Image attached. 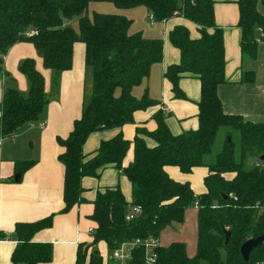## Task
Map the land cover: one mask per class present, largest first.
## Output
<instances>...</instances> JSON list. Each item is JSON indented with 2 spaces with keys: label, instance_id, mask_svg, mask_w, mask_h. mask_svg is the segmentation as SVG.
I'll return each mask as SVG.
<instances>
[{
  "label": "trees",
  "instance_id": "trees-1",
  "mask_svg": "<svg viewBox=\"0 0 264 264\" xmlns=\"http://www.w3.org/2000/svg\"><path fill=\"white\" fill-rule=\"evenodd\" d=\"M91 3H109L117 10L144 8L156 23L182 18L194 25L199 35L198 39H191L182 26L168 33L169 43L179 52V63L164 73L177 100L186 99L179 88L183 77L199 81L197 129L174 136L158 114L153 133L136 129L133 160L126 168H122V163L131 144L121 134L101 142L88 157L83 155V145L92 133L133 124L135 112L157 105L146 92L136 99L132 91L149 77L153 65L162 62L163 41L147 39L139 32L131 34L132 22L120 14L94 13L89 18L87 9ZM235 3L241 61H254L259 42H264V16L258 10L264 7V0ZM214 5L213 0H0V71L8 50L28 43L57 82L63 72L71 70L73 45L81 43L85 47L81 116L73 122L66 139H57L63 149L57 159L64 169L60 214L83 203L81 180L99 178L108 166L119 170L131 185L130 204L117 188L96 194L90 216L95 224L92 242L78 245L75 264H103L95 249L100 242L105 243L110 255L108 264H119L111 259L112 253L136 241L141 244L128 248L129 257L124 264H146L144 244L156 242L164 230L182 225L185 213L194 208L195 256L187 257L183 243L156 246L154 264H264V242L252 249L247 262L240 255L246 241L264 236V124L248 122L222 110L217 89L226 83L225 56L223 30L215 24ZM74 19L76 30L68 25ZM18 69L29 82V92L27 97L15 89L4 92L0 101L3 140H12L25 125L37 124L48 104L44 79L33 60H24ZM253 80V73L242 74L241 83ZM220 129L238 134V152L230 131L226 132L214 162L206 163ZM142 135L150 137L155 147L147 148ZM33 165L34 162L15 163L18 182ZM169 167L185 175L205 168L204 192L195 197L189 183L180 184L168 177ZM130 206L140 207L141 212L126 221ZM52 222L53 216H49L15 225L17 246L11 254V264L51 261V246L34 243L32 238L49 229Z\"/></svg>",
  "mask_w": 264,
  "mask_h": 264
},
{
  "label": "crops",
  "instance_id": "crops-1",
  "mask_svg": "<svg viewBox=\"0 0 264 264\" xmlns=\"http://www.w3.org/2000/svg\"><path fill=\"white\" fill-rule=\"evenodd\" d=\"M213 1L215 24L223 30L226 83L217 89L222 110L227 115L264 124V42H259L257 46L256 60L241 61L236 0ZM114 9L116 14L132 22L129 30L131 34L135 33L133 30L135 18L142 14L148 15L144 8ZM258 10L264 16V7L260 6ZM74 23L77 26V20ZM162 24L166 37L163 40V60L153 65L149 77L132 91L136 99H140L146 92L148 98L157 105L145 111L135 112L133 124L89 135L83 145L84 156L92 155L101 142L109 141L121 134L123 139L131 144L122 163V168H126L133 160L136 129L153 133L157 128L155 116L158 114L162 116L169 132L174 136L197 129L199 81L192 77H183L179 81V88L186 99L177 100L171 93L170 84L164 79V73L168 67L179 63V52L169 43L168 33L174 27L182 26L189 31L191 39H198L199 35L195 26L182 18H174ZM146 34L143 35L145 38L155 39L150 33ZM84 56V45L75 43L71 70L63 72L57 82H54L51 71L43 67L42 59L28 43L14 45L3 59V70L0 71V101L7 89H15L23 97H27L29 82L18 68L24 60H33L36 71L44 79L48 104L37 123L45 124L42 130L37 124L25 125L12 140L4 142L0 139V236H4V240H0V264H11L10 257L17 246L13 233L16 224L34 223L49 216H53L52 226L36 233L32 241L51 246V261L47 264H75L78 245L92 242L90 231L95 228V224L90 220V216L96 194L117 188L125 202L127 204L131 202L129 181L115 167L108 166L101 171L97 179L83 178L81 180L83 203L75 206L67 214H60L63 208L64 169L57 159L63 152L57 144V139H66L72 130L73 122L81 116ZM243 73H253V82L241 83ZM164 108L169 110V114L163 112ZM141 138L147 148L155 147V142L150 137L142 135ZM21 162H34V165L23 173L18 182L14 180L16 176L14 165ZM166 174L177 183H189L194 196H200L204 192L203 180L207 174L205 168H197L191 174L185 175L177 168L169 167L166 168ZM196 242L197 210L194 208L185 213L182 225L164 230L155 244L167 247L172 243H183L186 246L187 257L192 258L196 254ZM95 249L102 257L103 264H108L105 243L100 242Z\"/></svg>",
  "mask_w": 264,
  "mask_h": 264
},
{
  "label": "rangeland",
  "instance_id": "rangeland-1",
  "mask_svg": "<svg viewBox=\"0 0 264 264\" xmlns=\"http://www.w3.org/2000/svg\"><path fill=\"white\" fill-rule=\"evenodd\" d=\"M115 7L109 3H91L88 6L87 9V15L88 17H91L93 13H98V14H111L115 13L114 9ZM76 19L72 20L71 22L68 23V25L74 29L77 28L75 22ZM133 30L135 33L139 32L142 33V35H147L146 33H150V35L154 36L155 39H160L164 40L165 35V27L162 23H156V22H151L149 20V16L146 14L138 15L137 18L133 21ZM136 30V31H135ZM231 133V140L233 144L235 145V152H238V134L233 131V130H228V129H220L217 133L216 141L212 149L211 155L207 156L205 159L206 163H213L215 156L221 151L222 145L225 141L226 137V132ZM8 139H4L3 141L6 142ZM197 197V196H195ZM108 259H110V255H108ZM117 262V261H116ZM119 263V262H118ZM119 264H124V262L119 263Z\"/></svg>",
  "mask_w": 264,
  "mask_h": 264
},
{
  "label": "built area",
  "instance_id": "built-area-1",
  "mask_svg": "<svg viewBox=\"0 0 264 264\" xmlns=\"http://www.w3.org/2000/svg\"><path fill=\"white\" fill-rule=\"evenodd\" d=\"M149 20L152 22V17H149ZM163 112L165 114H169V110L167 108L163 109ZM45 124L44 123H39L37 124V127L42 130L44 128ZM141 212L140 207L138 206H130L129 211L125 216L126 221H132L139 213ZM90 234H92V230L90 231ZM141 244L140 241L134 242L132 245H122L119 249L115 250L112 255L111 259L114 261H117L119 263L125 262L128 257H129V249L134 246H139ZM156 247V244L154 241H150L146 244H144V249H145V259H146V264H154L155 262V254H154V248Z\"/></svg>",
  "mask_w": 264,
  "mask_h": 264
},
{
  "label": "water",
  "instance_id": "water-1",
  "mask_svg": "<svg viewBox=\"0 0 264 264\" xmlns=\"http://www.w3.org/2000/svg\"><path fill=\"white\" fill-rule=\"evenodd\" d=\"M17 179H18V175L15 176L14 180H17ZM228 237H229V234L227 233L224 244H227ZM263 242H264V236H261L257 239L246 241L240 248V255H241L243 261L247 262L248 256H249L250 252L252 251V249L258 247Z\"/></svg>",
  "mask_w": 264,
  "mask_h": 264
}]
</instances>
